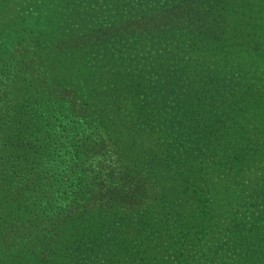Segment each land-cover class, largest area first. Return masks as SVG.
<instances>
[{"label": "trees", "instance_id": "16d2710c", "mask_svg": "<svg viewBox=\"0 0 264 264\" xmlns=\"http://www.w3.org/2000/svg\"><path fill=\"white\" fill-rule=\"evenodd\" d=\"M96 1L0 0V264H198L203 255L214 264L197 254L241 236L263 258L264 203L249 228L228 219L222 243L212 237L222 208L243 198L212 180L225 184L220 172L233 170L240 187L244 176L233 115L205 113L199 88L214 81L201 85L192 64L144 80L140 49L194 0H112L107 24L90 9ZM158 114L177 145L151 144ZM170 152L176 165L162 159ZM186 226L189 249L169 262Z\"/></svg>", "mask_w": 264, "mask_h": 264}, {"label": "rangeland", "instance_id": "374dc122", "mask_svg": "<svg viewBox=\"0 0 264 264\" xmlns=\"http://www.w3.org/2000/svg\"><path fill=\"white\" fill-rule=\"evenodd\" d=\"M111 3L112 0H97L90 5L91 10L97 11V17L103 24L110 21L107 11ZM152 5L154 8V4ZM171 13L166 19L172 18L170 22L172 30L158 36L151 44L149 39L148 44L145 42L146 46L140 49L141 52L139 51L140 58L144 59L140 61V65H144L146 71L144 80L155 82L156 78L166 73L169 68H175L172 65L195 66L200 72L197 81L201 85L214 81L206 86L208 91L202 86L199 88L200 92H207L203 96L205 113L210 117H217L223 113L232 114L233 116L228 117L226 123L235 127L230 141H233L238 151H243V162H238L244 167L240 187L234 183L233 170L229 173L220 172V178L226 179L225 184L220 180H212L211 184V189L217 187V193L226 190V193L233 194L237 190L243 197L233 200L230 205L222 208L223 215L216 222L212 236L220 245L225 239L228 219H237L241 225L249 228L257 211L261 209V203H264V0H194L183 3ZM128 15L124 12L121 19H126L123 17ZM190 30L191 33L188 32ZM202 36H208V39L215 43L205 44ZM154 55L155 59L152 57ZM98 59L100 60L99 53ZM104 62V68L109 70L113 68L105 54ZM136 63L135 67H138ZM199 69L202 70V74ZM257 91L263 94L256 95ZM151 107L154 113L163 109L158 108V111L154 106ZM151 107L148 109L149 112ZM157 117L161 120L158 124L155 122V125L153 122L151 144L160 148H165L168 142H171V146L177 145V143L173 144L170 135L163 128L168 118L159 114ZM162 159L165 164L171 165L174 161L176 165L178 158L170 152L162 155ZM257 183H261V187L256 186ZM254 193H259L263 200L253 197ZM208 195L206 194V197ZM223 202L224 200L221 204ZM174 212L176 213L175 210ZM171 213L170 210L164 211V218L174 224L180 222L179 220L176 222L177 214L170 218ZM188 228L187 226L181 228L184 233H179L180 235L175 238V240L187 239L184 246L171 243L167 253L169 262L176 261V248L189 249L192 233ZM243 238L245 236H241L240 239L237 235L235 240L240 239V241L235 242L231 249L226 247L218 249V246L214 245L213 248L211 246V251L209 246H205L204 252L198 253L197 256L204 253L206 256L215 255L214 264L220 262L221 264H264V257L260 258L259 252L254 255V252L250 251L252 244L250 238ZM210 244L212 243L208 240V245ZM203 257L198 260V264H210Z\"/></svg>", "mask_w": 264, "mask_h": 264}]
</instances>
